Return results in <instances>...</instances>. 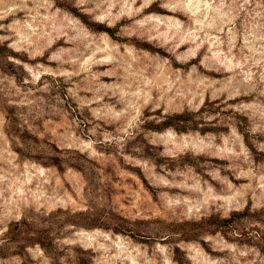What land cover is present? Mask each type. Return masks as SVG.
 Wrapping results in <instances>:
<instances>
[{
  "label": "rangeland",
  "instance_id": "374dc122",
  "mask_svg": "<svg viewBox=\"0 0 264 264\" xmlns=\"http://www.w3.org/2000/svg\"><path fill=\"white\" fill-rule=\"evenodd\" d=\"M0 264H264V0H0Z\"/></svg>",
  "mask_w": 264,
  "mask_h": 264
},
{
  "label": "bare ground",
  "instance_id": "6f19581e",
  "mask_svg": "<svg viewBox=\"0 0 264 264\" xmlns=\"http://www.w3.org/2000/svg\"><path fill=\"white\" fill-rule=\"evenodd\" d=\"M90 235H91V234H90ZM84 237H87V238H89V236H84ZM89 239H90V238H89ZM89 239H88V240H89Z\"/></svg>",
  "mask_w": 264,
  "mask_h": 264
}]
</instances>
